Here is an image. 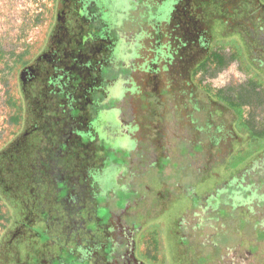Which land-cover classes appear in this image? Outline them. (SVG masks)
Listing matches in <instances>:
<instances>
[{
    "label": "flooded vegetation",
    "instance_id": "1",
    "mask_svg": "<svg viewBox=\"0 0 264 264\" xmlns=\"http://www.w3.org/2000/svg\"><path fill=\"white\" fill-rule=\"evenodd\" d=\"M52 19L40 49L14 75L20 128L0 149V264H27L19 248L37 252L31 248L39 237L33 227L39 222L43 233L58 239L71 216L80 225L69 238L75 244L70 252L77 258L84 251L80 262L147 264L136 235L146 212H153L151 204L112 214L101 228L98 221L91 229L85 225L97 218L96 196L88 188L89 171L96 168L88 157L99 141L85 140L97 128L122 136L116 144L130 153L143 146L138 156L148 157L149 166L160 160L174 169L187 164L194 185L213 177L209 201L181 224L187 264H264V154L225 173L244 147L239 133L246 121L237 102L201 84L208 69L217 67L213 56H222V44L264 83V0H55ZM92 20L100 33L90 44L83 34ZM147 166L129 168L131 181L123 187L137 190L132 185ZM76 185L81 191L75 201ZM241 197L251 199L262 226L251 237L256 250L233 239L234 233L220 232L227 221L217 208ZM70 198L78 204L73 211L67 208ZM35 256L32 264H68L46 257L41 248ZM184 259L174 264H186Z\"/></svg>",
    "mask_w": 264,
    "mask_h": 264
},
{
    "label": "rangeland",
    "instance_id": "2",
    "mask_svg": "<svg viewBox=\"0 0 264 264\" xmlns=\"http://www.w3.org/2000/svg\"><path fill=\"white\" fill-rule=\"evenodd\" d=\"M54 9L55 0H0V52L2 55L0 61V149L13 138L20 128V123L16 122L20 112L15 109L19 103L18 90L16 92L15 88V71L42 46L50 28L55 23V19H52ZM85 13L86 11H84ZM85 28L84 39H90L91 44L95 36L100 33V24L92 20L91 25H86ZM222 45L219 52L227 61L226 65L222 68H209L203 75L201 84H204L213 94L221 92L231 102L239 104L241 98L245 100L243 105L239 104L243 120L250 121L255 129L263 130L264 83L246 66L241 57L232 55L233 51L228 44ZM97 122L98 119L95 123L97 124L96 128L101 124V121ZM86 136L85 140L96 137L95 141H99L98 145L97 143L93 144L92 154L88 157L90 167L96 168L95 171H89L92 184L88 185V188L91 189L90 193L93 199L96 196L95 202L98 207L95 211V218H97L85 222L86 227H95L96 221L99 225L97 228L107 226L110 217L117 212H133L135 209L138 211L145 204H151L153 212L150 215L146 212L148 217L139 222L141 226L136 235L137 243L142 244L141 252L147 253V255H141V259H144L147 264H174L175 259L178 263V260L184 256L186 263L189 243L187 240L182 242L179 236V234H184L181 224L186 221L188 216L192 215L193 211L201 208L199 206L201 201H209L210 198L206 195L212 187L213 177L194 185L193 181H188L192 178L191 176L195 175L190 173L187 164L185 169H174L166 166V161L160 160L158 165L149 166L148 157L138 156L144 150L143 146H139V150L136 147V150L130 153L127 148L118 147L116 144V138L122 139V136L117 137L114 133L99 132V128L96 129V133H87ZM102 158L104 160H101ZM129 159L132 161L139 159L137 167H129V162H131ZM242 161L240 160V162ZM234 162L230 169H234ZM240 162L237 161L236 164ZM146 166L145 175H140L132 185V187L135 185L137 190L123 187L131 181L128 174L129 168L139 170L138 168L144 169ZM261 173L264 174V170H261ZM61 185L59 183L58 188H62ZM191 185L193 187L190 190ZM73 191L72 198L76 201L75 194L79 195L80 186L76 185ZM64 192L63 190L61 194ZM72 198L67 202L69 205L67 208L70 211H73L78 205L76 202L71 204ZM211 199L218 201L219 197L215 196ZM250 201L251 199L247 201L242 197L234 198L232 205L228 208H217L216 215L227 221V223L224 222V225L220 224V232L234 233L235 235L231 236L233 239L240 238L244 245H251L255 249L251 242L257 241H252L251 237L255 238L262 226L258 224V221L255 222L257 215L253 212ZM83 204L87 205L86 202ZM102 204H110V209L99 207ZM82 213L87 215L89 209H82ZM76 220L78 218L74 219L71 216L64 221L67 228H64L63 232L60 231L58 239L50 238L43 233L42 229L40 230L42 224L38 222L37 226L33 227L39 231L38 233L35 230L39 235L34 241L37 245V252L41 247V252H46V257L55 255L66 259L68 264H84L80 262L86 257L84 251H80L78 260L70 252V248H74L75 244L69 238L73 237L72 232H78L77 229L80 225ZM1 232L2 228H0ZM35 244L31 247L34 251ZM255 244L257 247V243ZM185 247L187 249H184ZM259 247L264 248V242ZM23 248L21 244L19 251L25 253L23 259L27 264H32L31 259L33 257L36 259L37 252L31 255L25 252V246ZM26 248L29 252H33L30 248ZM261 257L258 255L257 258L261 259ZM6 264H11V262L7 261ZM55 264H59L57 260Z\"/></svg>",
    "mask_w": 264,
    "mask_h": 264
},
{
    "label": "trees",
    "instance_id": "3",
    "mask_svg": "<svg viewBox=\"0 0 264 264\" xmlns=\"http://www.w3.org/2000/svg\"><path fill=\"white\" fill-rule=\"evenodd\" d=\"M213 60L217 66V68H222L226 65L227 61L222 57V56H213ZM241 98V102L239 103L240 105H243L245 102ZM240 105H237L238 107ZM246 128L242 130L239 135L241 138L244 139V142L242 145L244 146L241 151H238L236 155L233 157L231 160V164L234 162L235 163V168L239 169L242 168L243 165H246V163L251 160V158H256L257 156L263 155L264 154V129L263 130H257L255 129L254 125L250 124V121H246ZM246 153V154H245ZM240 160L242 162H240ZM237 161H239V164H236ZM230 166L227 167L225 170L226 172L231 171ZM3 240V238L0 237V243ZM37 250V245L34 246ZM41 248V247H40ZM39 248V249H40ZM26 249V247H25ZM27 251V250H26ZM25 251V252H26ZM39 251V250H38Z\"/></svg>",
    "mask_w": 264,
    "mask_h": 264
}]
</instances>
